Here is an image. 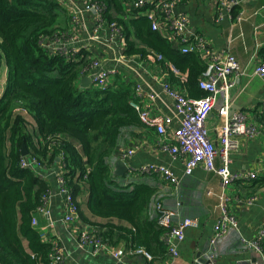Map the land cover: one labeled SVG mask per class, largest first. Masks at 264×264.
<instances>
[{"label":"trees","instance_id":"obj_1","mask_svg":"<svg viewBox=\"0 0 264 264\" xmlns=\"http://www.w3.org/2000/svg\"><path fill=\"white\" fill-rule=\"evenodd\" d=\"M92 1L104 8L107 24L121 28L124 55L155 59L166 70L168 83L190 98L207 95L199 88L206 65L197 54L183 53L154 31L144 11L133 7L127 13L123 0ZM238 6H233L234 17ZM58 8L50 0H0V77L7 70L0 96V264H51L53 245L35 228L33 217L52 188L35 166H22L25 158L48 170L60 165L75 198L88 191L92 217L109 220L85 219L103 243L124 244L134 252L144 249L153 259L165 257L166 230L147 216L157 189L120 186L108 163L123 131L143 125L131 106L135 93L114 85L80 88L79 78L92 64L90 53L52 52L44 46L62 34L56 32ZM261 245L264 251V241Z\"/></svg>","mask_w":264,"mask_h":264},{"label":"crops","instance_id":"obj_2","mask_svg":"<svg viewBox=\"0 0 264 264\" xmlns=\"http://www.w3.org/2000/svg\"><path fill=\"white\" fill-rule=\"evenodd\" d=\"M50 1L59 6L56 32L62 34L54 41L45 43L52 46L53 51L65 53L84 49L90 53L91 62H100V67L96 70L89 65L88 70L81 74L78 85L80 86V80L85 76L93 79L95 73L110 71L108 86L133 90L135 101L144 108L149 107L154 114L162 113L175 119L170 127L171 134L177 126L178 118L173 101L162 92L169 77L159 62L155 59H142L140 55H125L127 58H124V38L109 43L101 38L95 39L93 33L97 16L93 11L85 10L87 0ZM239 1V10L235 17L233 7L229 9V6L220 4L219 0H177L176 13L187 15L192 31L203 37L212 49L230 53L239 60L243 71L242 75L231 79L233 86L229 92L230 115L240 112L246 114L250 123L257 127L258 135L250 139L236 138L237 148L231 152L230 168L233 172L257 173L258 177L252 181L235 182L224 190L222 179L216 173L206 171L203 166L198 167L191 176H185L187 156L174 159L169 153L160 150L157 147L158 134L144 125L123 131L121 141L108 160L113 179L120 186L144 184L157 189V196L147 211L151 221L158 222L157 203H162L168 209H175L180 204L182 217L198 220V226L186 230L185 240L179 243L180 257L176 259V264H196L199 254L214 262L213 264H260L259 256L244 249L240 239H254L264 230V182L261 183L264 180V115L261 112L264 102V76L255 74L257 67L264 64V0ZM123 4L127 13L132 12L133 0H123ZM142 11L146 15V10ZM115 16L123 19L119 13ZM124 19L129 20L128 15H124ZM108 25L106 23L102 34L108 32ZM164 25L162 22L160 29ZM159 32L164 37L168 34L167 29ZM6 80L5 68L0 77V96L5 91ZM137 85L142 87L141 93L137 91ZM90 87H93V83ZM181 92L184 93L182 89ZM224 103L225 97L220 94L206 121L209 139L218 149L222 148L219 136L224 119L220 109ZM129 150L134 151L133 156L123 159L124 153ZM120 160L129 169L124 177L115 175L116 163ZM149 164L164 165L172 169L180 178L179 186L166 181L161 175L152 176L139 172L143 166ZM221 164V159H217L216 165ZM130 170L134 172L130 173ZM62 172L60 165L52 170L42 171L43 180L52 188L46 203L49 215L39 214L34 226L45 241L66 247L70 256L65 264H169L171 257L167 246L165 257L158 259L134 252L124 244L113 247L115 251L120 248L124 250L120 259L115 257L114 251L91 253L89 248H80V230L91 227L85 219L100 224L109 220L92 217L87 206L88 191L85 190L76 198L80 208L79 218L71 223L62 221L65 207L56 178V174ZM225 192L232 198L231 211L238 225L217 238V221L221 215L220 197ZM252 198L255 200L250 205L248 202ZM111 222L126 225L118 220ZM212 240H215L214 244Z\"/></svg>","mask_w":264,"mask_h":264},{"label":"built area","instance_id":"obj_3","mask_svg":"<svg viewBox=\"0 0 264 264\" xmlns=\"http://www.w3.org/2000/svg\"><path fill=\"white\" fill-rule=\"evenodd\" d=\"M177 0H133V7L137 10H146L147 17L152 20V29L154 31L168 30L166 39L171 41L183 53H195L201 60L205 62L206 69L203 78L199 82V88L206 92V96L200 99L188 97L185 93L173 88L170 84L163 85L162 92L173 101L175 106L176 117L178 118L177 126L170 134V127L175 121L174 118L159 113L154 114L150 108H144L137 101H132L131 106L137 111L143 125L149 129H153L158 134L159 140L157 147L169 153L174 159L177 157L187 156L185 163V176H191L194 171L203 166L206 171L216 173L221 179L223 189L227 190L230 185L238 181L255 180L257 173L233 172L230 168V155L234 148H237L236 138L246 137L247 139L255 138L258 135L257 127L250 123L248 116L244 113H235L230 115L229 92L233 86L232 78L242 75V66L239 60L232 54L227 52L215 51L204 40L203 37L195 35L189 25V19L185 14L176 13ZM219 3L229 9L239 5V0H219ZM103 7L87 0L85 5L86 11H93L97 16L93 36L95 39L101 38L106 42H117L118 38H124L121 28L117 25H108V32L102 34L105 29V21L102 18ZM77 21V18H74ZM164 22V28L160 29L161 23ZM45 47L53 49L52 46L44 44ZM53 52V51H52ZM73 51L72 53H77ZM73 54V55H74ZM124 55V54H123ZM124 58H127L124 55ZM139 59L138 57L136 60ZM161 59V57H159ZM100 67L99 61H93L91 69L96 70ZM173 71L180 73L172 67ZM110 71H101L95 73L93 77V86L99 90L108 88V77ZM115 74V73H114ZM255 74L264 76V64L257 67ZM183 77V76H182ZM137 91L141 93L142 87L137 85ZM222 94L225 97L224 106L220 109V114L224 119L221 128L220 140L222 148L218 149L209 139L206 128L208 120L218 96ZM151 98V97H150ZM264 115V102L261 108ZM134 151H126L123 159H129L133 156ZM221 159L222 164L217 166V159ZM23 167L35 166L36 170L42 177L43 167L34 158H25L22 161ZM133 173L134 170H130ZM140 173L145 175H161L166 181L173 185L179 186L180 178L172 169L159 164H149L143 166ZM57 183L59 185V193L63 197L65 213L62 218L64 223L74 222L79 218L80 208L76 198L66 185V180L62 173L56 174ZM51 190L43 197V205L38 209L33 217V224H37L38 215H49L46 210V203L50 197ZM254 198L248 202L250 205L254 203ZM232 198L225 192L220 197L221 215L217 221L216 237L220 238L228 232L230 228L237 227L238 222L231 211ZM180 204L175 209H168L162 203L156 204V210L159 214L158 223L166 232L163 236V242L168 248L171 261L169 264H176V259L180 257L179 243L186 238V230L196 228L198 226L197 219L182 217L180 212ZM264 241V230L254 239L242 237L241 245L247 251L254 252L259 256V263L264 264V251L262 242ZM215 240H212V244ZM53 251L50 254L51 264H65L69 259L66 247L59 243H52ZM78 246L83 249L92 248L93 253L103 250L114 251L116 258L120 259L124 255L122 248L115 249L106 243H103L95 234L92 227H84L80 230L78 237ZM136 252L145 254L148 258L151 256L139 249ZM261 261V262H260Z\"/></svg>","mask_w":264,"mask_h":264},{"label":"water","instance_id":"obj_4","mask_svg":"<svg viewBox=\"0 0 264 264\" xmlns=\"http://www.w3.org/2000/svg\"><path fill=\"white\" fill-rule=\"evenodd\" d=\"M50 51H53V49H50ZM139 59H137L138 61ZM96 76V75H94ZM93 76V77H94ZM92 79H90L89 77L85 76L83 77L81 80H80V88L81 89H85V88H88L92 85ZM29 153L26 149V146L23 147V152H22V156L26 157L28 156ZM57 161L60 162V159L57 158ZM128 166L127 164L120 160L119 162L116 163V172H115V175L117 177H124L126 176V173L128 172ZM89 252L93 253V249L92 248H89ZM214 262L210 261V260H207L205 258H203L200 254L198 255V258H197V261H196V264H213Z\"/></svg>","mask_w":264,"mask_h":264}]
</instances>
